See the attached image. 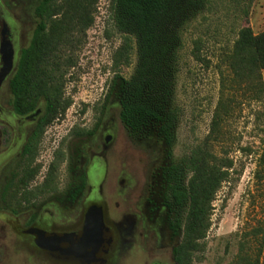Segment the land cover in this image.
Listing matches in <instances>:
<instances>
[{"label": "flooded vegetation", "instance_id": "af4514ba", "mask_svg": "<svg viewBox=\"0 0 264 264\" xmlns=\"http://www.w3.org/2000/svg\"><path fill=\"white\" fill-rule=\"evenodd\" d=\"M43 1L0 0V264H177L182 230L169 200V148L158 138L127 134L123 79L108 102L86 108L70 125H63L70 108L52 107L45 96L17 100L14 84L41 25ZM3 41L13 60L2 78ZM53 129L43 173L40 157ZM127 138L147 152L143 161L132 157L137 170L126 171Z\"/></svg>", "mask_w": 264, "mask_h": 264}, {"label": "trees", "instance_id": "16d2710c", "mask_svg": "<svg viewBox=\"0 0 264 264\" xmlns=\"http://www.w3.org/2000/svg\"><path fill=\"white\" fill-rule=\"evenodd\" d=\"M110 16L122 44L113 57L114 70L130 65L135 50L136 64L128 80H123L120 120L135 140L158 138L169 148L170 157L177 145L182 112L177 105L180 71L179 51L186 28L207 12L211 0H109ZM99 0H44L37 8L42 19L31 47L24 52L14 94L17 100L31 102L45 96L52 107L65 111L70 100L63 99V77L67 66L59 63L60 53L73 47L75 32L85 33L95 21ZM242 20L248 22L254 0H231ZM194 59L202 63L201 41H195ZM225 63L230 76L222 74L221 97L208 136L183 157L173 160L169 168V200L173 223L182 230L177 249V264H194L212 226L214 202L234 173L229 154L218 153L224 143L223 124L230 116L235 95L257 103L264 135V31L255 34L243 26ZM239 104V102H238ZM257 161L255 178L264 188V138ZM51 166L49 175L54 173ZM33 176V174H32ZM264 232L259 230V234ZM260 264V259L239 255L236 263Z\"/></svg>", "mask_w": 264, "mask_h": 264}, {"label": "rangeland", "instance_id": "374dc122", "mask_svg": "<svg viewBox=\"0 0 264 264\" xmlns=\"http://www.w3.org/2000/svg\"><path fill=\"white\" fill-rule=\"evenodd\" d=\"M211 1L210 9L186 28L179 51L177 105L182 119L170 162L186 155L208 136L221 97L222 74L230 76L225 59L240 29L247 25L255 34L264 31V0H254L247 23L231 0ZM96 7L93 26L85 33L75 32L73 47L60 53V64L67 66L70 60L75 63L64 70L63 99L70 100L71 106L63 125L83 117L81 112L86 108L108 102L115 83L119 79L128 80L136 64L134 50L130 65L114 70L113 57L123 39L111 19L110 1L99 0ZM11 13L17 14L18 9L12 7ZM195 41L202 42V63L193 57ZM240 94L235 95L236 103L232 104L231 114L223 124L224 143L216 146L218 153L225 151L233 159L234 173L216 197L212 226L201 242V251L193 257L194 264H232L237 262L239 255L259 258L260 264H264V232L259 234V230L264 229V188L255 178L264 138L263 125L258 120L263 109L260 104L241 100ZM53 132L54 129L46 136V148L40 157L46 165L43 173L52 159L55 145L50 136ZM127 140L131 148L126 150L129 156L126 171L134 167L137 170L136 159L143 161L147 152L144 146L138 147L131 139ZM5 230L10 236L9 228ZM4 264L14 263L11 260Z\"/></svg>", "mask_w": 264, "mask_h": 264}, {"label": "water", "instance_id": "95a60500", "mask_svg": "<svg viewBox=\"0 0 264 264\" xmlns=\"http://www.w3.org/2000/svg\"><path fill=\"white\" fill-rule=\"evenodd\" d=\"M6 50L8 52H6ZM1 53L3 54V58L5 62V67L3 68V71H2V78H3L9 72V69L12 66V60H13L12 54H11V47L9 46V44L5 43L4 41L2 42Z\"/></svg>", "mask_w": 264, "mask_h": 264}]
</instances>
